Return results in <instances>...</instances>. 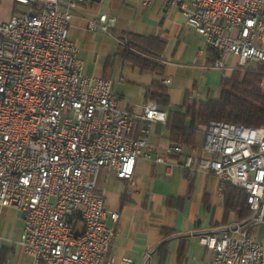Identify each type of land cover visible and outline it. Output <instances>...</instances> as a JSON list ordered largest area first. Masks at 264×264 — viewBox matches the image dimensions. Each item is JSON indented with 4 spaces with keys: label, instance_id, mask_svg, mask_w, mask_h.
Segmentation results:
<instances>
[{
    "label": "built area",
    "instance_id": "obj_1",
    "mask_svg": "<svg viewBox=\"0 0 264 264\" xmlns=\"http://www.w3.org/2000/svg\"><path fill=\"white\" fill-rule=\"evenodd\" d=\"M84 1L13 0L20 11L0 22V208L21 213L17 244L30 264H113L106 253L118 213L105 209L96 178L107 169L132 181L138 158L163 164L166 174L177 166L214 175L219 193L227 184L244 190L247 216L197 236L206 252L201 264H264V240L252 234L264 223V127L211 120L204 155L173 143L164 151L181 160L165 161L147 134L166 122V112L153 100L139 113L118 107L109 79L84 74L68 37L71 12ZM162 4L177 8L216 53L212 66L224 69L225 54L236 58L228 70L264 66V0ZM114 22L101 13L87 28L108 33Z\"/></svg>",
    "mask_w": 264,
    "mask_h": 264
},
{
    "label": "crops",
    "instance_id": "obj_2",
    "mask_svg": "<svg viewBox=\"0 0 264 264\" xmlns=\"http://www.w3.org/2000/svg\"><path fill=\"white\" fill-rule=\"evenodd\" d=\"M7 7L10 13L5 12L0 22L21 9L13 0H8ZM101 13L115 18L108 33L87 28V20L96 19ZM68 37L78 48L84 74L111 81L118 107L139 113L147 100H153L166 112V122L151 124L147 134V140L157 146V155L173 164L179 162L181 156L164 151L173 143L180 144L183 153L194 158L204 155L206 125L194 123L189 142L181 143L171 137L167 122L171 111L183 113L188 102L219 98L221 79L234 71L228 70L235 65L233 55L222 56L224 69L212 66L216 53L187 27L184 15L177 8L164 7L162 0H150L148 5L144 0L78 3L71 12ZM127 40L138 46H133L131 51L141 59L128 58L122 51ZM168 77L170 83L166 84L164 80ZM156 84L163 90H158ZM161 92L166 95V101L161 96L153 98ZM189 124L190 118L186 117L185 128ZM138 127L136 122L135 133ZM224 191H217L214 175L177 166L166 174L163 164L145 158L136 160L132 181L100 169L95 192L103 195L107 211L118 213L107 256L114 257L113 264H201L206 252L197 236L209 228L240 219L239 211L225 210ZM0 212L7 215L0 235L2 264H30V258L17 244L23 226L21 213L6 207L0 208ZM106 224L113 226L109 219ZM263 232L264 223L252 234L260 240ZM124 258L130 262H123Z\"/></svg>",
    "mask_w": 264,
    "mask_h": 264
},
{
    "label": "trees",
    "instance_id": "obj_3",
    "mask_svg": "<svg viewBox=\"0 0 264 264\" xmlns=\"http://www.w3.org/2000/svg\"><path fill=\"white\" fill-rule=\"evenodd\" d=\"M133 39H139L132 37ZM122 51L128 58L141 59L134 54L132 47L138 46L131 40H127ZM149 54L148 52H146ZM143 60V59H142ZM149 61V60H144ZM152 64L151 61H149ZM262 71L234 70L228 77L221 79V92L217 99H209L205 102H188L184 112L171 111L168 120L171 137L178 142L188 143L194 130V123L207 125L209 121H223L252 127H264V86L262 85ZM158 90L163 88L156 84ZM161 96L166 101V95L161 92L153 98ZM190 118V124L185 128L184 119ZM224 207L228 212L239 211V217L247 216L250 211L246 204L244 190L226 185L224 191ZM2 257L0 264H2Z\"/></svg>",
    "mask_w": 264,
    "mask_h": 264
},
{
    "label": "rangeland",
    "instance_id": "obj_4",
    "mask_svg": "<svg viewBox=\"0 0 264 264\" xmlns=\"http://www.w3.org/2000/svg\"><path fill=\"white\" fill-rule=\"evenodd\" d=\"M8 0H0V17L7 12L8 14L10 13V10L8 9ZM226 64V63H225ZM248 70H240V71H259L261 70L262 72L264 71V66H259V65H254V64H249L246 66ZM264 77V75H263ZM262 77V78H263ZM264 84V83H263ZM6 221H7V215L6 213L4 214V212L1 214L0 212V235H2L4 229H5V225H6ZM256 229V228H255ZM255 229L253 230V233L255 234ZM262 229L259 230V232ZM258 232V235H259ZM260 240H264V232L259 236Z\"/></svg>",
    "mask_w": 264,
    "mask_h": 264
}]
</instances>
